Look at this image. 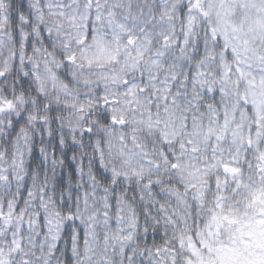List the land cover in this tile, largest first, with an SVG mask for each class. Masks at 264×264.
<instances>
[{
  "label": "snow or ice",
  "instance_id": "6c2138e0",
  "mask_svg": "<svg viewBox=\"0 0 264 264\" xmlns=\"http://www.w3.org/2000/svg\"><path fill=\"white\" fill-rule=\"evenodd\" d=\"M0 264H264V0H0Z\"/></svg>",
  "mask_w": 264,
  "mask_h": 264
}]
</instances>
